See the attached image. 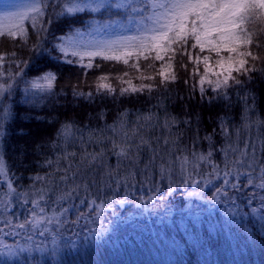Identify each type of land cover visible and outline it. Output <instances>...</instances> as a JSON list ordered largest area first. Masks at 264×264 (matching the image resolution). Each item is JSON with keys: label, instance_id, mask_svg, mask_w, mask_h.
I'll return each instance as SVG.
<instances>
[{"label": "trees", "instance_id": "16d2710c", "mask_svg": "<svg viewBox=\"0 0 264 264\" xmlns=\"http://www.w3.org/2000/svg\"><path fill=\"white\" fill-rule=\"evenodd\" d=\"M72 2L44 0L45 14L35 26L33 14L24 22L27 44L0 39V53H8L0 63V84L9 88L0 95V160L14 189L8 201L13 199L18 212L16 216L7 212L9 184L0 176V264H123L125 251L161 247L160 240L174 255L175 264H205V254L213 256H208L210 249L215 254L231 250L229 242L223 244L212 233L223 228L228 234L230 225L248 247L244 255L264 264V223L258 219V214H264V188L259 187L264 166V45L259 50L253 48L262 58L256 62L257 71L230 88L227 99L211 91L201 98L199 77L193 75L195 69L187 57H177V80L158 87L159 77L156 81L138 80L134 69L116 61L96 57L91 68L76 60L67 63L70 58L54 44L88 28L94 18L122 15L113 8L61 15ZM181 60L187 68L180 67ZM147 63L140 58L142 68ZM153 63L159 68L163 62ZM199 67L202 71L203 64ZM126 71L129 76H124ZM155 71L149 69L145 74L154 75ZM48 72L56 76L53 88L35 92L33 83ZM102 75L110 77L115 94L96 92ZM117 76L131 78L137 86L153 85V89L121 95L119 89L126 85L115 80ZM88 92L93 93L91 99L76 94ZM66 124L70 125L67 136L61 132ZM141 137L148 145L139 146ZM125 140L132 145L130 159L118 157V149L113 147ZM245 150L248 157L241 155ZM253 151L255 171L249 184L247 164L234 165V161L251 162ZM89 153L102 154L97 164L76 180L88 183L89 190L58 200L73 186L60 177L70 164L75 168ZM200 155L208 159L198 160ZM162 166L167 169L164 173ZM234 167L239 171V191L231 187L237 183L235 175L229 177L227 186L223 183L224 172ZM44 189L51 192L40 201L46 211L47 204L57 213L67 209L59 217L62 223H53L52 229L46 226L43 234V227H17L31 219L36 193H44ZM93 199L105 205L99 215L91 204ZM119 200L126 203L123 210L117 206ZM230 208L237 215L236 223L225 222V218L234 217ZM136 210H143L140 220ZM188 212L198 213L202 224H195V218L186 219ZM103 222L115 226L116 231L104 232ZM200 237L205 239L198 245ZM6 251L15 254L3 258Z\"/></svg>", "mask_w": 264, "mask_h": 264}, {"label": "snow or ice", "instance_id": "6c2138e0", "mask_svg": "<svg viewBox=\"0 0 264 264\" xmlns=\"http://www.w3.org/2000/svg\"><path fill=\"white\" fill-rule=\"evenodd\" d=\"M112 8L130 13L128 16L130 24L134 20L132 14H136L135 34L118 35L115 39L89 41L87 43L70 42L74 47L70 53L72 56L78 57L80 60L85 57L88 58L89 63L83 65L84 67L91 68L93 66L91 61L96 57L116 61L134 69L138 73L136 76L138 80L156 81L159 77V82L156 85L158 87L177 80L175 69L177 57H187L194 66L193 75L199 77L197 83L201 98H204L211 91L227 99L228 90L244 83L242 78L250 79V74L257 71L256 62L262 59L253 51V48L259 50L264 45V0H143L142 6L136 3V0H73L70 5H65L61 15L64 13L75 14L85 10L96 13L100 12L101 9ZM30 13L33 14L31 18L33 26H35L36 20L45 14L44 0H34L27 12L0 19V39L22 41L27 44L28 32L24 26V21L29 19ZM111 27H114L111 22L104 25L105 29ZM77 35L82 34L78 33ZM61 40V43L54 44L53 47L68 55V49L65 47L63 38ZM81 48L84 51H81ZM197 48L199 49L198 53L195 52ZM203 53L207 54L201 55ZM11 55L15 56L16 53L13 52ZM133 56L136 59L130 63ZM7 57L8 53H0V63ZM141 57L145 61H149L143 65V68L140 64ZM154 61H162L163 63L157 68L153 63ZM213 62L215 67H213ZM67 63H73V61L68 60ZM200 64H203L202 71L199 67ZM180 67L187 68L188 65L181 60ZM149 69H155V74H145ZM124 76H129V73L126 71ZM41 80L45 82L43 87L51 90L56 76L48 72L41 77ZM115 80L121 85H126L120 87L121 95L142 92L145 88L149 91L153 89V85L140 84L137 86L131 78L125 80L123 77L117 76ZM109 81V76H100L96 84V92L115 94L117 89ZM33 86L41 87L36 83ZM7 91L9 88L0 84V95ZM76 94L87 95L89 99L93 96L92 92ZM69 128L70 125L66 124L61 130L62 134L67 136ZM144 145H148V141L141 137L139 146ZM113 147L118 149L116 152L118 157L131 158L130 149L132 145L126 140L120 144L114 143ZM71 155L74 156L75 154L72 153ZM101 155L89 153L81 158L75 168L71 164L68 166L65 175H62L60 180L62 182L71 181L73 186L70 191L61 193L58 200L70 199L73 194L78 195L81 189L85 192L89 190L88 183L82 179L80 183H76V180L81 177V174H86L89 169L94 167L101 159ZM241 155L248 157L249 153L245 150ZM208 156H211V152L208 153ZM251 157V162L246 159L234 161V165L247 164L250 169L247 173L249 184H252L251 177L255 171L253 168L255 151L251 153ZM197 159L206 160L208 157L200 155ZM184 162H187V158ZM166 171L167 169L162 166L161 172ZM68 172H71L70 176L67 174ZM112 175L113 173L109 171L108 176L112 177ZM232 175L236 176L237 183L232 184L231 187L239 191L241 189L239 171L235 167L224 172L223 183L227 186L229 177ZM0 176L8 177L6 166L2 160H0ZM260 180L259 187L264 188V166L260 169ZM8 186L9 189H12L11 183ZM219 192L225 196L228 195L224 190H219ZM85 198L87 199V197ZM41 200H44L43 195L40 196V199L33 201V208L30 210L31 219H26L24 223L16 225L17 227L25 228L26 225H31L36 228L45 222L57 225L62 223L59 217L63 216V212L67 209L60 213L53 210L52 215L48 216L45 207L40 202ZM91 204L95 206L97 215L104 210L103 202L97 203L93 199ZM92 211L93 209L90 208L89 212ZM45 230L47 229H42L41 234ZM20 251H25V249ZM10 254L14 255L15 253Z\"/></svg>", "mask_w": 264, "mask_h": 264}, {"label": "rangeland", "instance_id": "374dc122", "mask_svg": "<svg viewBox=\"0 0 264 264\" xmlns=\"http://www.w3.org/2000/svg\"><path fill=\"white\" fill-rule=\"evenodd\" d=\"M33 2H34V0H0V19H2L3 17H6V16H15L17 13L29 11V6ZM136 3L141 5L140 0H136ZM113 9L117 10L115 8H113ZM103 10L104 9H101V11H103ZM85 11H88V10H85ZM118 11H122L121 16H115L111 19L110 18H103V19L94 18L89 23L88 28H86L84 30H77V31L63 37V42H65V47L68 49L69 54L68 55H65L64 53H62V54L64 56H66L67 58H70V60H76L79 65L83 66V65L89 63L88 58L85 57L83 60H80L78 57L72 56L70 53L74 50V47L72 46V44L70 42L79 41L82 43H87L89 41L115 39L118 35H133V34H135V28H136L135 16H136V14H132V15H134V20L130 24L129 20H128V16L130 15V13L124 12L123 10H118ZM100 12H96V13H100ZM31 15L32 14L30 13V16ZM109 22H111L114 25V27L105 29L104 25L108 24ZM78 33H80L82 35L78 36L77 35ZM61 42H62V40H61ZM80 50L84 51L83 48H81ZM133 57H135V56H133ZM93 60L91 61L92 63H93ZM213 67H215L214 62H213ZM216 70L219 71V69H216ZM34 83L41 85V87H34L33 86V90L35 92L45 93V92L49 91L48 89L43 87L45 82L42 81L41 78L37 79ZM34 83H33V85H34ZM1 177H2V180L5 181V183H7V184L10 183V180L8 177L7 178H5L3 176H1ZM12 189H9V187H8V191L5 193L7 195V200L5 201V203H7V204L11 203V206L7 205V212L9 210L10 214H14L16 216V215H18V212H16V210H15L16 205L13 204V202H14V201H12L13 199L11 200V202L8 201L9 197L14 193V190H12ZM43 192L44 193H36L38 196V198L36 200L40 199L41 195H43L44 198H47L49 196L48 194L51 193L49 189H44ZM5 194H3V195H5ZM18 198H21V196L19 195ZM119 202L123 203L122 207H120L119 205H117V206L120 207L121 210H123L124 207L126 206V203L123 200H119L118 203ZM0 206H1V200H0ZM46 207H47V211H46L47 215L51 216L53 210H55L54 206H52V205L49 206V204H47ZM92 209H93V207H92ZM230 210H231V215H233L234 217L232 219L229 217L225 218V222H228L229 224L235 222L234 218L237 217V215L235 214V211L233 212L232 208H230ZM1 213H3V212L0 211V219L3 217V215H1ZM142 213H143V210L141 212H139L137 210L135 211V215L137 216V218H139V220L141 219V216H143ZM105 214H106V216L108 215L107 213H105ZM105 214H103V215H105ZM41 215H43V214H41ZM226 215H228V214H226ZM145 216H147V213H145ZM186 216H187L186 219H189V218L194 219L195 218L197 221V223L195 222V224H202V220L199 219L200 217H199L198 213H196L195 215H192L191 212H188V214ZM104 218L105 217L103 216V221H104ZM121 218H122V216H121ZM258 219H259L260 223L261 222L264 223V214H258ZM245 220H246V218H245ZM248 220H246V221H248ZM5 221H6V218H5ZM48 225L51 227V229L53 228V226H51L52 224H47L46 222L44 224H41L39 227H36V228L43 227V229L48 230V228H46V226H48ZM100 225L103 227L104 232H109V230L116 231L115 226H112L111 224L103 222V224L100 223ZM179 227H180V225H179ZM88 228H90V226ZM40 230H42V229H40ZM228 231H229L230 235L232 234L233 238L232 237L229 238V233L227 234L225 232V229H223V228H221L218 233L214 232V231L212 233H213V237H220L219 240L222 241L223 244H226L229 242L230 246H231V250L222 249L221 252H217L215 254L212 251V249H210V245L208 244L207 250L210 249L208 256H212V255L213 256L212 257H206V254L204 253L205 254V260H203V263L205 262V264H248V262L250 263V261H252L248 254H247V256L244 255L245 252H247L248 247H247V245H245L244 241H241V239L243 237L241 236V239H240L239 238L240 236L239 237L237 236L239 233L232 232L233 229L231 228V225L228 227ZM111 234H113V232ZM159 235H161V234H159ZM198 236H200V232L196 233V237H198ZM203 239H205V238H202V237L198 238L197 239L198 242L196 241L197 244L199 243L201 245V241ZM161 244H162L161 247L160 246H158V247L149 246L147 250H145L144 248H141L137 251H130V250L125 251V253H123V256H124L123 264H175V261H174L175 259H174V255H172V252L169 251V249H167L163 245L162 241L160 240L159 245H161ZM10 253H12V252L6 251V254L3 252L2 257L6 258L7 256H11L12 254H10ZM242 254L244 255L243 258H242ZM7 260L11 262L10 259H7ZM122 261H123V259H122ZM200 262L202 263V260H200ZM251 264H257V260L254 258V260L252 261Z\"/></svg>", "mask_w": 264, "mask_h": 264}, {"label": "water", "instance_id": "95a60500", "mask_svg": "<svg viewBox=\"0 0 264 264\" xmlns=\"http://www.w3.org/2000/svg\"><path fill=\"white\" fill-rule=\"evenodd\" d=\"M118 204H119V206H121V207H122V204H123V203H122V202H119Z\"/></svg>", "mask_w": 264, "mask_h": 264}]
</instances>
